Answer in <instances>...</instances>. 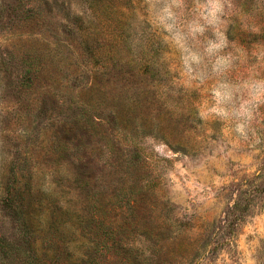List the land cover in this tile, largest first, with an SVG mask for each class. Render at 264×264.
<instances>
[{"label": "rangeland", "instance_id": "obj_1", "mask_svg": "<svg viewBox=\"0 0 264 264\" xmlns=\"http://www.w3.org/2000/svg\"><path fill=\"white\" fill-rule=\"evenodd\" d=\"M204 2L0 0V264H264V0Z\"/></svg>", "mask_w": 264, "mask_h": 264}, {"label": "clouds", "instance_id": "obj_2", "mask_svg": "<svg viewBox=\"0 0 264 264\" xmlns=\"http://www.w3.org/2000/svg\"><path fill=\"white\" fill-rule=\"evenodd\" d=\"M181 2L182 0H174V3H177V4ZM225 2L226 0H205L203 4L198 5L200 19H202L206 25L212 26L214 33L221 40V44L213 45V47L215 48H220L226 40L223 33L216 31V26L222 23L221 16H223L224 14V3ZM158 19H159V22L164 26L166 31H169V32L172 31L173 25L165 23L166 20L174 19V14L171 11L170 7H167V6L164 7ZM192 31L197 32V33H203L205 29L203 26L197 24L192 29ZM176 43L178 44V46L183 48L182 38L179 37V35H177L176 37ZM237 130L242 132V127L238 126Z\"/></svg>", "mask_w": 264, "mask_h": 264}]
</instances>
